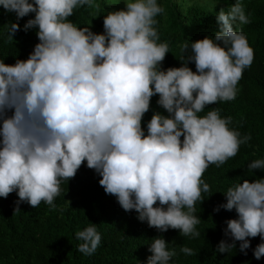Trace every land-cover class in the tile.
Instances as JSON below:
<instances>
[{"label": "clouds", "instance_id": "obj_1", "mask_svg": "<svg viewBox=\"0 0 264 264\" xmlns=\"http://www.w3.org/2000/svg\"><path fill=\"white\" fill-rule=\"evenodd\" d=\"M121 3L124 7H112ZM109 5L103 32L97 33L69 18L77 9L96 16L98 0H0L16 16L0 34L4 44L16 41L21 30H36L38 39L27 59L0 60V198L15 192V211L22 203L37 208L41 202L56 209L62 182L74 179L86 161L125 212L134 210L160 233L172 229L198 238L196 204L211 191L205 172L236 157L252 139L230 128L233 118H222L219 108L198 114L236 98L254 50L234 26L252 19L243 0L227 11L220 8L214 39L181 44L182 66L164 68L170 44L160 41L157 17L165 8L158 0H109ZM25 17L31 18L21 29ZM155 96L167 115L154 112L146 134L143 121ZM248 170H264V159L252 161ZM222 194L226 203L215 211L235 210L237 218L225 221L224 235L232 243L221 240L218 251L230 252L239 241L247 255L249 238L264 241V178L246 179ZM75 236L85 256L101 245L94 223ZM168 244L162 235L153 237L147 264H174L178 253ZM180 252L195 254L186 245ZM253 255L264 257V242Z\"/></svg>", "mask_w": 264, "mask_h": 264}, {"label": "trees", "instance_id": "obj_2", "mask_svg": "<svg viewBox=\"0 0 264 264\" xmlns=\"http://www.w3.org/2000/svg\"><path fill=\"white\" fill-rule=\"evenodd\" d=\"M101 10L92 16L85 9H77L69 19L78 27L93 26V31L103 32V16L112 8L109 0H98ZM165 8V14L157 17L160 41L169 42L170 52L164 61V68L182 66L180 45L203 39L213 38L219 31L217 14L220 8H227L236 0H158ZM246 13L252 23L235 25L242 30L254 50L251 67L246 68L238 83V94L233 101L219 102L206 106L204 116L213 108L221 110V117L231 116L230 128H235L241 137L251 135L247 144L240 146L236 157L229 159L217 168L210 165L204 179L211 186L209 193H203L204 201H198L196 212L201 222L197 230L198 238L183 237L179 230L169 229L160 233L149 228L146 222L137 219L138 214L125 212L116 197L107 195L99 185L101 177L85 164L70 181L61 184V196L55 200L56 209H50L44 202L37 208L27 203L15 211L17 194L14 192L7 199L0 198V264H147L148 246L152 238L163 236L168 241L169 249L175 248L178 255L173 257L174 264H264V257L257 260L253 255L255 247L264 242L258 236L249 238L251 248L247 255L240 251V243L230 252L220 253L218 245L225 237V221L237 218L235 210L215 209L226 203L222 194L229 187L264 178V170H248V165L257 159H264V0H243ZM124 7L123 3L112 6ZM34 15V14H33ZM31 17L19 21L21 29ZM12 22H16L14 13H7L0 6V34L6 32ZM36 30L17 33L16 41L4 44L0 38V60L14 64L15 59H27L33 47L38 43ZM190 53V49H189ZM189 67L196 71L195 64ZM158 96L152 98L151 109L145 114L143 126L147 134V123L154 112L167 115L157 104ZM96 224L101 233V245L91 256L77 251L81 241L75 233L89 224ZM175 241L174 243L172 241ZM186 245L194 250V255L186 256L180 252V246ZM171 264V262H170Z\"/></svg>", "mask_w": 264, "mask_h": 264}]
</instances>
